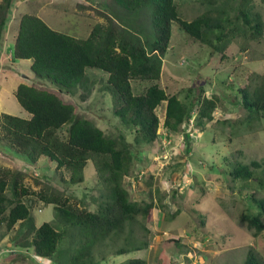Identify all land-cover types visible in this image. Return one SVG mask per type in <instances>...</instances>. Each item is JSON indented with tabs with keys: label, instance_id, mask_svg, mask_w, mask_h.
<instances>
[{
	"label": "rangeland",
	"instance_id": "obj_1",
	"mask_svg": "<svg viewBox=\"0 0 264 264\" xmlns=\"http://www.w3.org/2000/svg\"><path fill=\"white\" fill-rule=\"evenodd\" d=\"M242 1L175 0L179 16L184 20L190 21L206 10L214 17L227 19L225 30L232 36L224 50L226 59L221 58L211 45L192 39L173 22L159 79L160 86L168 94L177 95L185 103L192 102V110L196 111L201 96L214 99L213 119L200 120L197 112H191L190 124L188 121L178 131L168 132L161 125L165 101L157 106L158 137L138 149L136 154L141 153L142 157L134 161L130 171L135 174L142 170L144 174L142 178L134 179L133 186L125 179L123 185L130 190L131 199L148 202L152 198L160 211L154 209L149 219L138 216L120 234L111 233L96 240L91 248L92 264H122L130 258L144 259L146 264H243L249 249L264 264V229L256 234L254 229L239 221L240 212L254 214L258 211L249 195L254 193L256 197H264V189L252 181L232 180L227 174L229 161L237 159L249 163L264 159V118L255 117L237 124V120H243L247 114L237 103L241 98L239 89H264V28L262 36L256 40L242 35L243 24L238 18ZM249 1L250 4H244V7L253 6V11L260 13L264 22V0ZM13 3L9 19L14 20V24L21 14L35 13L53 29L81 36L96 22L105 21L102 13L114 17L113 12H118L120 18L117 20H124L123 25L133 30L142 42L146 43L152 37L149 5L133 12L125 11L112 0H15ZM12 21L7 31L11 30ZM10 34L11 31L0 51L3 64V70L0 69V113L28 117L14 97V87L22 81L48 85L33 79L28 60L7 58L8 51L2 50L7 43L12 47ZM3 74L6 77H2ZM87 74L93 84L90 91L77 90L65 98L77 102L78 112L91 119L105 134L132 142L131 128L113 114L111 94L103 91L106 73L91 68L87 69ZM148 84L132 81L135 93ZM185 133L190 134L191 140ZM61 134L63 136V130ZM164 137L168 143L164 142ZM0 164L26 170L25 181L34 190L45 187L48 194L60 192L72 205L91 211L97 210L108 195V189L98 180L91 161L83 169V181L77 184L68 181V171H63L65 182L62 181L55 163L40 158L32 165L24 156L16 155L2 145ZM187 168L189 176L183 179ZM167 183L171 187H166ZM25 202L36 225L49 221L63 233L58 254L51 259L43 258L35 255L31 248L15 246L11 240L13 231L8 233L1 224L0 264H72L73 257L86 243L85 233L66 224L55 214L53 205L45 204L39 197L30 196ZM262 219L264 221V216ZM134 245H142V248L132 250ZM120 248L130 250L116 254Z\"/></svg>",
	"mask_w": 264,
	"mask_h": 264
},
{
	"label": "trees",
	"instance_id": "obj_2",
	"mask_svg": "<svg viewBox=\"0 0 264 264\" xmlns=\"http://www.w3.org/2000/svg\"><path fill=\"white\" fill-rule=\"evenodd\" d=\"M112 1L125 11H138L146 5L151 7L152 37L148 42H142L133 30L125 27L124 20L119 22L118 12H113L116 17L102 13L105 21L95 23L86 38L55 30L40 16L26 12L19 18L10 49L11 60H31L33 79L48 86L35 82L17 84L13 94L28 117L0 113V145L24 156L32 165L40 158L55 163L60 179L65 182L63 171H68L71 184L83 181V169L91 161L98 180L108 189L105 201L98 205L97 210L91 211L72 205L69 198L60 192L48 194L45 187L34 190L25 181L26 170L0 164V225L3 224L8 233L13 231L11 240L15 246L31 248L39 257L54 258L63 233L49 221L35 224L31 209L25 202L30 196L52 204L55 214L66 224L85 233L86 243L73 257L72 264H92L91 248L96 240L111 233L120 234L138 216L151 218L153 209L157 207L155 201L152 198L148 202L131 199L123 185V177L130 173L134 161L142 157L141 153L136 154L138 149L157 139L160 119L156 108L161 102L165 101L161 124L164 130L176 132L191 117L192 102L185 103L177 95L168 94L159 84L172 23L195 41L211 45L221 58L227 57L224 50L232 36L225 30L224 21L227 19L214 17L206 10L190 21L184 20L179 16L175 0ZM211 1L207 0L208 3ZM13 2L0 0V44ZM244 4H250V1L243 0L238 8V18L243 24L241 33L256 40L262 36L264 22L260 13L253 11V6L245 8ZM91 68L106 73L103 91L111 94L113 114L131 128L132 142L105 134L91 119L78 112L77 102L65 98L77 90L90 91L93 84L87 69ZM132 81L149 84L135 93ZM239 92L241 98L237 103L247 114L243 120L238 119L237 124L255 117L264 118V89H239ZM197 101L199 119L212 120L215 100L201 96ZM185 134L190 139L188 133ZM229 163L227 174L232 180L252 181L264 189V159L249 163L234 159ZM249 198L258 211L254 214L240 212L239 221L257 234L264 229V197L251 193ZM141 248L142 245H134L132 250ZM129 250L120 248L116 254ZM122 264H146V261L130 258ZM243 264L261 262L249 249Z\"/></svg>",
	"mask_w": 264,
	"mask_h": 264
},
{
	"label": "crops",
	"instance_id": "obj_3",
	"mask_svg": "<svg viewBox=\"0 0 264 264\" xmlns=\"http://www.w3.org/2000/svg\"><path fill=\"white\" fill-rule=\"evenodd\" d=\"M15 1V0H14ZM14 4V3H13ZM35 14V13H34ZM22 15V14H21ZM20 15V16H21ZM37 15V14H36ZM20 16L19 17H17L18 19L20 18ZM39 16V15H38ZM18 19H16L15 20V24H14V20L12 21V19H9L8 20V22H7V27H6V30H5V32H4V35H3V39H2V41H1V44H0V51H1V46H3V44H4V42H5V39H6V36H7V34L9 33V31H11V34H10V36H11V38H12V45H13V42H14V38H15V35H16V33H17V28H18ZM11 21H12V23H13V25H12V28H11V30H8L7 31V29H8V27L10 26V24H11ZM96 23H98V22H96ZM51 27V26H50ZM52 28V27H51ZM77 28V27H76ZM56 30V29H55ZM59 31V30H58ZM89 32H90V28L87 30V32L86 33H84V34H82L81 36H75V37H78V38H86L87 36H88V34H89ZM7 33V34H6ZM70 35V34H69ZM73 36V35H72ZM10 47H9V43H7L6 44V46H5V49L4 50H2L3 52L5 51H8V56H7V58H9V60L11 59V55H10ZM7 58H5V59H7ZM28 62H29V66H30V64H31V60H28ZM1 65H3L1 62H0V69H1V71L3 70V66H1ZM6 77L4 74L2 75V77ZM22 82H25V81H22ZM18 83H20V82H18ZM27 83V82H26ZM17 86V85H16ZM16 86L14 87V89L16 88ZM13 92H14V90H13ZM161 137V136H160ZM154 209H157V210H159L160 211V208L157 206V207H155ZM153 209V210H154ZM152 215H153V212H152ZM6 236H8V235H6Z\"/></svg>",
	"mask_w": 264,
	"mask_h": 264
},
{
	"label": "built area",
	"instance_id": "obj_4",
	"mask_svg": "<svg viewBox=\"0 0 264 264\" xmlns=\"http://www.w3.org/2000/svg\"><path fill=\"white\" fill-rule=\"evenodd\" d=\"M197 111H195V110H192V113H196ZM192 121L189 119V124L191 123ZM189 124H188V126H189ZM166 131V130H165ZM188 135H190L189 133H188ZM163 137V136H162ZM190 137V136H189ZM161 138V137H160ZM191 139V138H190ZM164 142L165 143H168V140H166V137H164ZM183 142L185 143V141L183 140ZM162 158H164V159H167L168 158V156L167 157H163L162 156ZM160 159V158H159ZM169 159H170V157H169ZM188 170H189V168H187V171H186V175L185 176H183L182 178L183 179H185V178H188V176H189V173H188ZM136 174V175H135ZM135 174L134 173H129V174H126V175H124V177H123V179H125V182L128 184L129 183V185H131V186H133L132 185V183L134 182V179L135 178H142V176H143V174H144V171H142V170H139V171H137V172H135ZM171 187V185L169 184V183H167V186L166 187ZM165 187V188H166ZM129 190V189H128ZM130 191V190H129Z\"/></svg>",
	"mask_w": 264,
	"mask_h": 264
}]
</instances>
